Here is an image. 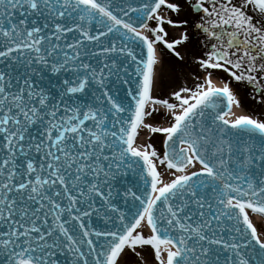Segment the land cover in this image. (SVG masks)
<instances>
[{
	"label": "snow or ice",
	"instance_id": "obj_1",
	"mask_svg": "<svg viewBox=\"0 0 264 264\" xmlns=\"http://www.w3.org/2000/svg\"><path fill=\"white\" fill-rule=\"evenodd\" d=\"M0 264H264V0H0Z\"/></svg>",
	"mask_w": 264,
	"mask_h": 264
},
{
	"label": "rangeland",
	"instance_id": "obj_2",
	"mask_svg": "<svg viewBox=\"0 0 264 264\" xmlns=\"http://www.w3.org/2000/svg\"><path fill=\"white\" fill-rule=\"evenodd\" d=\"M185 71L190 72L191 69H185ZM217 81L219 82V78L217 77ZM245 111L247 112V114H253L255 116H260L261 114V108L260 106L256 105L255 103H249L245 109ZM158 122V121H153ZM151 136V141L148 140V137ZM163 137L160 134H155L152 135L151 133H149L147 130L142 131L141 133V137H140V141L141 142H152L154 143V145L157 147L158 150H162V146H161V141H162ZM163 171V169H161ZM165 179H168V176L165 175ZM256 219V217H255Z\"/></svg>",
	"mask_w": 264,
	"mask_h": 264
},
{
	"label": "bare ground",
	"instance_id": "obj_3",
	"mask_svg": "<svg viewBox=\"0 0 264 264\" xmlns=\"http://www.w3.org/2000/svg\"><path fill=\"white\" fill-rule=\"evenodd\" d=\"M256 219H257V220H260V219H261V217L257 216V217H256Z\"/></svg>",
	"mask_w": 264,
	"mask_h": 264
}]
</instances>
